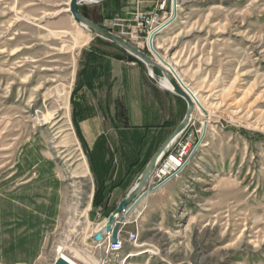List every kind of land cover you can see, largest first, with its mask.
<instances>
[{
    "label": "rangeland",
    "instance_id": "374dc122",
    "mask_svg": "<svg viewBox=\"0 0 264 264\" xmlns=\"http://www.w3.org/2000/svg\"><path fill=\"white\" fill-rule=\"evenodd\" d=\"M161 1L79 10L154 58L145 21ZM69 2L0 0V264H54L60 247L76 264H264V0H177L154 39L206 109L193 115L201 143L170 193L126 217L116 254L94 237L122 202L119 184L101 180L78 134V94L105 56L137 58L78 25ZM172 15L168 0L158 27Z\"/></svg>",
    "mask_w": 264,
    "mask_h": 264
},
{
    "label": "crops",
    "instance_id": "0c3cea01",
    "mask_svg": "<svg viewBox=\"0 0 264 264\" xmlns=\"http://www.w3.org/2000/svg\"><path fill=\"white\" fill-rule=\"evenodd\" d=\"M96 71L85 74L90 86L78 94L83 96L80 128L94 168L101 180L119 184L121 201L183 121L185 102L127 59L105 56ZM168 184L149 193L138 210L156 195L170 193Z\"/></svg>",
    "mask_w": 264,
    "mask_h": 264
},
{
    "label": "water",
    "instance_id": "95a60500",
    "mask_svg": "<svg viewBox=\"0 0 264 264\" xmlns=\"http://www.w3.org/2000/svg\"><path fill=\"white\" fill-rule=\"evenodd\" d=\"M91 2L100 3L104 0H90ZM85 2V0H70L68 6V12H70L71 16L74 18L75 22L86 30L91 31L94 34H97L116 45L120 46L128 53L136 57L138 60L143 62L148 71L151 79L161 87H163L160 83V80L157 79L154 75V69H158L162 72L164 77L168 80L172 89L166 88L168 91L182 98L187 104V112L186 115L181 122V124L175 129L170 138L164 143V145L159 149V151L155 154L152 160L149 162L147 167L144 169L141 174L138 183L132 188V190L128 193V195L122 200L120 205L115 209V211L109 216L106 224L98 231L94 237V241L97 243L102 242L105 237H110L111 242L116 244L119 237V229L120 226L125 222V219L129 214L140 204V202L153 191H144L146 188L151 176L156 170L158 162L163 158L166 154L167 150L171 147L173 142L180 136L188 127L190 120L195 112V102L196 96L193 92L187 88L184 84L183 80L180 78L175 69L167 63L154 49V39L158 36L162 31H164L167 27H169L178 16V3L177 0H173V15L172 17L162 26H160L154 33L151 34L149 39V48L153 53L154 58L149 57L142 51L138 50L134 46L129 43L123 41L120 37L112 34L109 30L96 25L91 22L87 18H85L80 10L79 6ZM158 62H157V61ZM198 105V104H197ZM200 106V105H199ZM207 125L204 126V131H206ZM155 192V191H154ZM106 234V235H105ZM54 264H76L69 258L64 256H60L57 258Z\"/></svg>",
    "mask_w": 264,
    "mask_h": 264
},
{
    "label": "built area",
    "instance_id": "2783aa9c",
    "mask_svg": "<svg viewBox=\"0 0 264 264\" xmlns=\"http://www.w3.org/2000/svg\"><path fill=\"white\" fill-rule=\"evenodd\" d=\"M168 9V0H163L159 3L156 10V15L145 21L147 28L150 31V35L154 33L155 29H158L159 22L162 15ZM158 24L154 28V24ZM202 126H205L202 124ZM202 129L198 127V119L192 116L190 123L186 130L178 136L173 142L171 147L167 150L166 154L158 162L156 170L151 176L144 191H158L172 180L178 178L184 167L188 164V157H192L193 146L201 143ZM200 136V137H199ZM136 234H130L129 237H133ZM128 244V242H127ZM136 245V243H135ZM124 246V242L118 239L116 244H113L111 240L106 247V254L112 253L117 249Z\"/></svg>",
    "mask_w": 264,
    "mask_h": 264
},
{
    "label": "bare ground",
    "instance_id": "6f19581e",
    "mask_svg": "<svg viewBox=\"0 0 264 264\" xmlns=\"http://www.w3.org/2000/svg\"><path fill=\"white\" fill-rule=\"evenodd\" d=\"M91 2L90 0H85V2ZM157 29H155V31H156ZM13 54H15V52L13 53ZM12 55V54H11ZM181 78V77H180ZM182 79V78H181ZM183 80V79H182ZM161 82V85L163 86V87H166V88H169V89H172V86L170 85V83L168 82V80L166 79V78H164L162 81H160ZM184 82V81H183ZM193 94L196 96V100H197V102H195V105H197V108L199 109V107H200V109H202V111H204V112H206L205 110V107H204V105L202 104V102H201V100L199 99V97H198V95L195 93V92H193ZM200 105V106H199ZM196 107V106H195ZM197 150H196V146L194 145L193 146V149H192V157H188V164H186V166L184 167V170H185V168L189 165V163L192 161V159H193V157H194V155H195V152H196ZM183 172V171H182ZM181 172V173H182ZM179 177V176H178ZM141 203V202H140ZM97 233H99V232H97ZM96 233V234H97ZM106 235V234H105ZM128 243H130L131 245L132 244H135V243H138V235L136 234V235H133V237H129L128 238ZM123 248H124V246H121L120 247V249H117V250H115V251H112V254H116V253H119V252H121L122 250H123ZM63 248L62 247H60L59 248V257L60 256H64V257H66V258H68L65 254H64V252H63ZM107 258H108V255H106L105 256V260H107Z\"/></svg>",
    "mask_w": 264,
    "mask_h": 264
},
{
    "label": "trees",
    "instance_id": "16d2710c",
    "mask_svg": "<svg viewBox=\"0 0 264 264\" xmlns=\"http://www.w3.org/2000/svg\"><path fill=\"white\" fill-rule=\"evenodd\" d=\"M80 11H81L82 15H83L85 18H87V19H89V20H91V21H93V22L96 23V21L92 19V17L90 16V14H89L87 11H84L83 9H80ZM129 61L137 62L139 65H141L142 67H144V66L142 65V63H140V61H138L137 59H134L133 57H130V58H129ZM155 73L158 74L159 71L155 69ZM77 117H78V115H77ZM75 120H76V119H75ZM77 131H78V134H79L80 138L82 139L84 145L86 146V143H85V141H84V138H83V135H82V132H81L80 126H78ZM90 164H91V163H90ZM91 169H92V167H91ZM101 184L104 185V181H102ZM103 185H102V186H103ZM102 186H101V187H102ZM105 192H106V191H105ZM105 192H104V188H101V190H98V191L96 192V194H95V198H94L95 205L98 206V205H101V203L104 202V199H103V198H104V196H105ZM97 198L100 199L99 202H97ZM99 199H98V200H99ZM96 202H97V203H96ZM106 209H107V208H106ZM112 211H113V209H107V210H106V212H107L106 217H108L109 214H110Z\"/></svg>",
    "mask_w": 264,
    "mask_h": 264
}]
</instances>
